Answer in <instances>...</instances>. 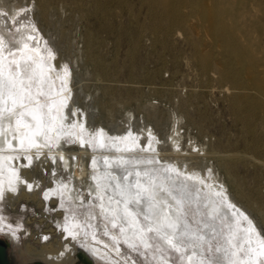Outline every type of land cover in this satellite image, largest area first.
<instances>
[{
    "label": "bare ground",
    "instance_id": "1",
    "mask_svg": "<svg viewBox=\"0 0 264 264\" xmlns=\"http://www.w3.org/2000/svg\"><path fill=\"white\" fill-rule=\"evenodd\" d=\"M50 1L38 0L43 18L49 15ZM139 2L164 34L186 31L202 72L218 73L234 89L252 90L234 94L233 108L252 134L246 154L264 164V0ZM8 3L0 0V204L25 199L41 207L45 198L51 204H80L94 211L88 201L95 200L96 215L109 236L108 242L95 234L89 240L81 237L87 226L71 216V224L65 223L61 233L66 240L38 238V248L32 242L36 233L30 232L24 242L25 235L0 214V240L10 263L139 264L132 253L127 255L126 245L147 257L154 254L149 258L156 264H174L167 257L171 253L181 257L182 264H264V234L250 214L254 201L237 185L238 196L248 200L245 207L231 195L213 164L201 166L197 159H206L210 150L192 142L193 137L186 142L178 125L182 116L175 114L173 130L166 137L150 125L134 128L130 116L128 127L118 132L91 126L88 111L76 101L72 64L61 58L40 26L36 1ZM96 5L104 13L133 8L130 0H97ZM153 29L156 35L157 26ZM201 29L212 37L205 49L195 36ZM142 32L131 33L134 43ZM94 40L89 34V55L97 70L105 72L102 59L91 50ZM93 128L96 133H91ZM67 139L77 144L69 146ZM223 165L229 168L231 163ZM40 166L48 184L36 176ZM191 207L200 214L206 209L201 228L186 216ZM93 228L97 231L99 226ZM49 229L45 237L56 231L53 226ZM215 239L224 245L211 250L208 260L201 243Z\"/></svg>",
    "mask_w": 264,
    "mask_h": 264
},
{
    "label": "rangeland",
    "instance_id": "2",
    "mask_svg": "<svg viewBox=\"0 0 264 264\" xmlns=\"http://www.w3.org/2000/svg\"><path fill=\"white\" fill-rule=\"evenodd\" d=\"M4 1L12 5L36 1L35 12L38 14V0ZM96 1L51 0L49 15L43 18L38 14L40 26L52 39L61 58L68 59L72 64L76 101L82 109L88 111L90 125L96 127L100 124L110 132H118L128 127L127 120L131 117L130 123H133L134 128L141 130L144 125H150L161 137H166L173 130L174 116L181 115L183 119H179L178 125L184 132L186 142L203 144L210 150L206 159L199 157L197 161L201 166L213 164L225 180L231 195L248 207V200L239 197L236 192L240 184L243 192L254 201L250 214L264 234V164L261 159L246 154V144L252 134L247 131L245 123L237 117L233 108L234 94L251 93L252 90L234 89L231 82L218 73L202 72L186 39V31L164 34L159 27L161 24L158 26L149 20L146 7H142L139 0H130L133 3L131 11L122 6L106 13L96 5ZM157 8L161 10V7ZM184 11L188 12L189 9L184 8ZM192 22L195 23L196 19ZM155 26L156 35L153 29ZM139 31H143L141 37L134 43L131 35ZM254 33L255 36L259 34ZM89 34L95 36L91 50L102 59L107 69L105 72L97 70L89 55ZM195 36L202 41V49L212 41V37L202 29ZM262 38L264 45V34ZM214 50L220 52L221 48L216 46ZM95 130L93 128L91 133H96ZM75 144L76 140L67 139V145ZM234 153L239 155L235 156L237 154ZM224 162L231 163V166L226 168ZM35 173L43 179L44 185L49 183L45 168L40 166L35 169ZM44 200L46 204L41 207L35 201L25 199L14 204H0L1 216L18 233L25 235L24 242L29 239L30 232L36 233L32 242L40 248V243L36 241L40 238L44 242V232L50 230L51 226L56 231L49 233L47 238L66 240V235L62 237L61 233L64 232L65 223L71 224V216L79 217L82 225L87 226L86 234H81V237L89 240L95 234L102 240L109 239L102 230L100 214L96 215L95 200L88 201L94 211L88 207H79L80 204L65 207L60 202L51 204L50 199ZM60 208L62 211L58 213ZM205 214L206 209L200 214L191 207L186 216L193 226L201 228L200 218L205 219ZM244 224L247 226V222ZM94 225L102 231L99 228L96 231ZM24 230L26 233H23ZM222 245L224 243L221 239L211 243L204 241L201 249H206L209 254L207 259L211 260V250L216 252ZM125 249L127 255L130 257L132 253L139 264H156L152 260L154 254L147 257L143 252L126 245ZM34 250L37 252L42 249ZM167 257L174 264H182L183 259L178 255L171 253Z\"/></svg>",
    "mask_w": 264,
    "mask_h": 264
},
{
    "label": "water",
    "instance_id": "3",
    "mask_svg": "<svg viewBox=\"0 0 264 264\" xmlns=\"http://www.w3.org/2000/svg\"><path fill=\"white\" fill-rule=\"evenodd\" d=\"M0 264H11L7 256L6 245L2 240H0Z\"/></svg>",
    "mask_w": 264,
    "mask_h": 264
},
{
    "label": "snow or ice",
    "instance_id": "4",
    "mask_svg": "<svg viewBox=\"0 0 264 264\" xmlns=\"http://www.w3.org/2000/svg\"><path fill=\"white\" fill-rule=\"evenodd\" d=\"M61 159H62V157H61ZM28 188H29V190H31L32 185H28ZM10 190L11 191H14L15 189H10ZM0 198H3V191L2 190H0ZM9 227H11V226H9ZM12 235L14 236L15 233H13ZM44 239L47 240L48 238L47 237H44ZM61 255H63V253H61Z\"/></svg>",
    "mask_w": 264,
    "mask_h": 264
}]
</instances>
